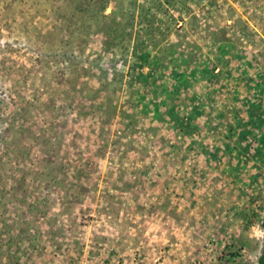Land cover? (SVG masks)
I'll return each instance as SVG.
<instances>
[{
	"label": "rangeland",
	"instance_id": "obj_1",
	"mask_svg": "<svg viewBox=\"0 0 264 264\" xmlns=\"http://www.w3.org/2000/svg\"><path fill=\"white\" fill-rule=\"evenodd\" d=\"M263 115L264 0H0V264H260Z\"/></svg>",
	"mask_w": 264,
	"mask_h": 264
},
{
	"label": "trees",
	"instance_id": "obj_2",
	"mask_svg": "<svg viewBox=\"0 0 264 264\" xmlns=\"http://www.w3.org/2000/svg\"><path fill=\"white\" fill-rule=\"evenodd\" d=\"M259 121L262 122V123L264 124V115L259 119ZM259 121H258V122H259ZM260 130L263 131L262 126H261V129H260ZM259 260H260V263H261V264H264V245H263V251H262V253H261V255H260Z\"/></svg>",
	"mask_w": 264,
	"mask_h": 264
},
{
	"label": "flooded vegetation",
	"instance_id": "obj_3",
	"mask_svg": "<svg viewBox=\"0 0 264 264\" xmlns=\"http://www.w3.org/2000/svg\"><path fill=\"white\" fill-rule=\"evenodd\" d=\"M261 264V263H260Z\"/></svg>",
	"mask_w": 264,
	"mask_h": 264
}]
</instances>
